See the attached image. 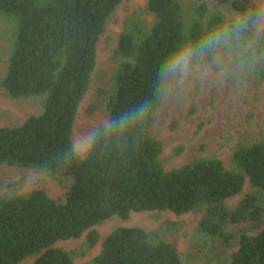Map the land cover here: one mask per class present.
Listing matches in <instances>:
<instances>
[{"label":"trees","instance_id":"16d2710c","mask_svg":"<svg viewBox=\"0 0 264 264\" xmlns=\"http://www.w3.org/2000/svg\"><path fill=\"white\" fill-rule=\"evenodd\" d=\"M123 1L0 0V19L8 28L0 85L10 98L41 100L39 113L0 126V165L35 167L57 180L72 177L64 199L43 187L0 194V264H21L29 257H35L31 264H75L70 251L55 245L58 241L87 232L86 246L93 248L100 240L95 225L113 216L127 220L132 212L165 210L200 212L198 233L205 244L233 249L229 264H264V139L240 143L230 155L231 167L218 157H196L168 169L152 124L139 147L69 167L59 158L92 80L100 37ZM248 3L146 0L152 21L133 11L119 33L112 86L100 89L107 114L148 95L156 67L184 28L198 30L219 11ZM254 75L264 79V71ZM247 181L250 190L244 191ZM91 264L183 262L176 243L122 225L106 235Z\"/></svg>","mask_w":264,"mask_h":264},{"label":"rangeland","instance_id":"374dc122","mask_svg":"<svg viewBox=\"0 0 264 264\" xmlns=\"http://www.w3.org/2000/svg\"><path fill=\"white\" fill-rule=\"evenodd\" d=\"M145 4L146 0L123 1L107 20L105 32L98 42L97 65L77 110L74 132L107 115L106 95L101 94L100 89L108 90L112 86L111 76L117 63L113 54L119 33L133 11H139L147 23L152 21L153 16L146 11ZM7 30L6 22L0 19V78L6 69ZM40 111V98H10L0 85V126L20 124ZM152 133L163 143L162 156L168 169L180 167L196 157H218L231 167L230 155L240 143L264 139V79L258 80L253 75L239 90L203 93L194 90L177 104L162 105ZM178 146L183 149L175 153ZM71 182L72 177L57 180L35 167L0 165V194L43 187L50 196L64 199ZM246 190H250L248 181ZM239 197H234L230 203L233 205ZM200 217V212L193 211L183 214L170 210L132 212L127 220L113 216L95 225L100 240L93 248L86 246L87 232L79 238L60 240L55 245L70 251L75 264H91L106 235L118 226L136 225L145 228L156 240L176 243L183 264H229L233 249L205 244L204 237L197 231ZM34 259L29 257L21 264H31Z\"/></svg>","mask_w":264,"mask_h":264},{"label":"clouds","instance_id":"9594fccd","mask_svg":"<svg viewBox=\"0 0 264 264\" xmlns=\"http://www.w3.org/2000/svg\"><path fill=\"white\" fill-rule=\"evenodd\" d=\"M264 71V0L219 11L198 30L184 28L156 67L148 95L73 132L57 153L65 167L107 152L139 147L162 105L194 90H239Z\"/></svg>","mask_w":264,"mask_h":264}]
</instances>
